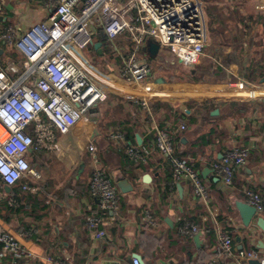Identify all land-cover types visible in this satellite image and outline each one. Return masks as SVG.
<instances>
[{"label": "crops", "instance_id": "crops-1", "mask_svg": "<svg viewBox=\"0 0 264 264\" xmlns=\"http://www.w3.org/2000/svg\"><path fill=\"white\" fill-rule=\"evenodd\" d=\"M259 1L230 0L228 4L246 14L256 12L255 3ZM52 3L53 0H0V36L8 26L21 33L46 20ZM0 49L2 67L10 62L19 67L22 56L1 38ZM225 50L229 52L230 47ZM164 53L173 58L170 65L176 66L175 57L160 48L155 57L149 54L148 57L156 63ZM77 59L96 75L122 84L112 90L89 73L107 91V98L90 112L87 124L77 125L65 136L56 134L58 148L36 150L29 155L30 167L39 178L20 183L32 187L27 192L37 198H22L25 194H20L22 200L16 201L12 187L0 186L4 191L0 193V228L13 234L28 252L42 260L29 264H53L48 257L69 264H136L134 255L144 264H207L217 246L216 225L232 236L237 250H252L264 257V230L256 224L257 218L264 219V213L256 212L245 227L236 207L238 202L246 203V190L264 199L263 80L251 85L241 81L170 83L161 70L153 67L147 82L152 91L145 97L150 106L162 102L170 109L162 108L150 117L136 101L142 86L128 82L120 69L110 74L113 68L108 72L98 67L84 51ZM181 65L179 62L173 72ZM155 70L157 73L153 74ZM229 73L237 77V67L231 66ZM161 78L165 83L160 82ZM90 123L98 133L93 139L88 135ZM180 124L186 128L180 130ZM160 126L171 134L179 156L199 172L208 189L207 205L194 197L186 182H172L175 191L164 193L170 168L155 147V128L162 129ZM116 132L124 137L132 135L133 143L148 148L147 161L129 163L124 146L110 139V134ZM90 144L97 147L104 172L117 186L119 180L129 184L126 192L118 186V210L109 214L107 223L100 227L99 240L93 238L86 226V218L96 213L99 206L88 188L93 171L87 152ZM233 147L247 148L249 156L242 167L235 169L232 185L225 187L213 172L212 163ZM146 175L150 178L148 182L143 181ZM145 211L154 217V228H145L142 221ZM185 223L197 225L199 232L192 237L181 235L179 229ZM223 262L232 263L227 259Z\"/></svg>", "mask_w": 264, "mask_h": 264}, {"label": "built area", "instance_id": "built-area-1", "mask_svg": "<svg viewBox=\"0 0 264 264\" xmlns=\"http://www.w3.org/2000/svg\"><path fill=\"white\" fill-rule=\"evenodd\" d=\"M48 17L23 32L12 26L0 38L22 56L19 67L14 63L0 65V186L17 183L39 175L29 164V155L36 150L58 148L57 135L65 136L79 124H87L90 112L107 98V91L98 85L78 62V55L92 44L99 28L110 42L124 33L130 35L133 52L124 62L123 76L128 82L142 86L136 101L153 117L145 94L152 91L147 82L149 64L138 57L152 38L160 49L170 52L181 64L193 66L201 62L207 44L206 18L202 0H53ZM256 12L264 9V0L255 3ZM0 8V14H1ZM246 84V83H244ZM184 124L179 125L184 130ZM111 141L123 145L125 154L134 163H145L150 150L127 141L123 134H110ZM155 147L171 170L173 184L186 182L200 202H209L208 189L191 163L174 153L173 139L165 128H155ZM92 164L89 193L99 201L96 213L86 218L93 238L101 239V226L108 215L118 210V186L105 174L97 147L87 146ZM249 156L247 148L233 147L212 163L216 177L225 187L233 183L234 171ZM22 190L32 191L28 184ZM246 203L264 213V199L256 192H244ZM144 226L154 228L149 211L142 218ZM197 225L185 223L179 233L192 237ZM217 246L207 264H248L264 257L255 251L237 250L232 236L216 225ZM53 264H69L46 258ZM40 260L28 252L10 232L0 228V264H29ZM138 264V263H136Z\"/></svg>", "mask_w": 264, "mask_h": 264}, {"label": "trees", "instance_id": "trees-1", "mask_svg": "<svg viewBox=\"0 0 264 264\" xmlns=\"http://www.w3.org/2000/svg\"><path fill=\"white\" fill-rule=\"evenodd\" d=\"M202 1L205 4L207 29L214 43L209 58L205 62H199L193 66L182 64L176 72L162 68L160 70L164 78L170 83L181 81L230 84L241 81L251 85L264 81V13L252 11L242 14L238 7L228 4L230 0ZM237 1L248 3L255 0ZM92 41L93 43L85 48L84 54L87 57H92L94 62L109 57V54H113L112 60L120 64V73L123 75L124 62L133 52V43L130 40V35L124 33L117 37L114 42H110L103 30L99 28L94 34ZM94 43H101V54H98L97 50L94 49ZM226 46L230 47L229 52L225 50ZM148 58L151 59L150 57ZM233 65L237 67V77H233L229 73L230 67ZM149 66L151 67L152 65ZM137 103L140 106V101H137ZM162 108L165 110L170 109L165 103L154 102L151 105L152 114L155 116L156 112ZM160 128L164 127L160 126ZM168 134L170 133L168 132ZM125 138L127 141L134 142L132 135L127 134ZM174 153L177 157L186 160L184 157L179 156L175 148ZM124 155L128 162L132 163L125 151ZM186 161L190 163L188 160ZM165 182V194L175 191V185H172L171 170ZM2 192L4 191L0 189V193ZM11 194L16 201L22 200L20 199V194H25L22 198H37L30 195L29 192L23 191L21 183H17L12 187ZM6 208L8 209V207ZM10 210L13 211L14 209ZM15 211L20 210L16 209ZM145 228L151 229L149 226Z\"/></svg>", "mask_w": 264, "mask_h": 264}, {"label": "water", "instance_id": "water-1", "mask_svg": "<svg viewBox=\"0 0 264 264\" xmlns=\"http://www.w3.org/2000/svg\"><path fill=\"white\" fill-rule=\"evenodd\" d=\"M93 47H94L95 50H97V52H98L99 54L101 53V50H100L101 43H94V44H93ZM148 48H149V49H148V54H149L151 57H155V56L157 55V53H158V50H159V46H158V44L152 41V42L150 43V45H149ZM1 54H2V50L0 49V55H1ZM179 62H180V61H179ZM165 81H166V80H165L164 78H161V79H160V82H162V83H165ZM262 82H264V81H262ZM262 103H263V105H264V97L262 98ZM215 112L217 113V110H216ZM92 125H93L92 123L88 124V128L90 129L88 135H89V137H90L91 139H93V138L98 134V133L96 132V130L92 128ZM137 143H138V144L141 143L140 140H139V138H137ZM149 179H150V178H149L147 175L143 177V181H144V182H148ZM128 185H129V184H128L127 181H125V180H119V182H118V186L120 187L121 191H123V192H126V187H127ZM178 186H180V185H178ZM5 188H6V189H9L8 186H5ZM127 188H128V187H127ZM129 188H130V186H129ZM236 207H237L238 211H239L240 214H241V217H242V224H243L245 227H248L249 224H250V222H251V220H252V218H253V216L256 215V210H255V208H253L252 206L248 205L247 203H243V202H238V203L236 204ZM256 224H257V226H258L260 229L264 230V219H263V218H261V217L257 218ZM195 240H196V241L198 240V235L195 236ZM133 258L137 260V263H138V264H144V262L142 261V259H141L138 255H134ZM231 264H235V263H231ZM248 264H259V261H258V260H250V261L248 262Z\"/></svg>", "mask_w": 264, "mask_h": 264}, {"label": "rangeland", "instance_id": "rangeland-1", "mask_svg": "<svg viewBox=\"0 0 264 264\" xmlns=\"http://www.w3.org/2000/svg\"><path fill=\"white\" fill-rule=\"evenodd\" d=\"M203 8H204V13H205V4H203ZM249 8H252V6H250V4H249ZM260 13H264V9L262 11H260ZM205 18H206V16H205ZM152 41H153L152 38H149V37L146 38V42L143 45L142 50L138 53V57L147 61L149 65H152L154 67V69L156 67V70L160 71V69L165 68L166 70H170L173 72V69L177 65H179V62L176 58H174L176 66L170 65V63H169L170 61L174 62L173 58L171 56L165 54V53L160 56V58L156 61V63L153 60L148 58V49H149L148 47ZM213 47H214V43L212 42L210 34L208 32V29H207V45L205 47L204 56L202 58L204 60H201V63L205 62V60H208V57H209ZM108 56L109 57L103 58L102 60H97L96 65L98 67L102 68L103 70L108 71V72L113 68L109 72L110 74H113L114 70L117 71V69H120L121 66H119L120 64L115 63V61L112 60V58L114 56L113 54H109ZM156 70L153 71V74L157 73ZM110 74H108V75H110ZM153 79L155 80L156 78L154 77Z\"/></svg>", "mask_w": 264, "mask_h": 264}, {"label": "bare ground", "instance_id": "bare-ground-1", "mask_svg": "<svg viewBox=\"0 0 264 264\" xmlns=\"http://www.w3.org/2000/svg\"><path fill=\"white\" fill-rule=\"evenodd\" d=\"M78 60V59H77ZM79 63H80V61H79ZM81 65H82V63H80ZM91 75H93L94 76V78L95 79H97L101 84H103V86H105V87H107V88H110V89H114L116 86H117V84H122V83H119L118 81H116V80H110V79H108V78H104V77H101V76H99V75H96L95 74V72H93L91 69H89L88 67H85V65H82ZM124 86H126V85H124ZM130 91H136V90H133V89H131V88H129L128 86H126ZM138 91V90H137ZM147 95H149L150 96V94H148V93H146L145 94V96H147ZM203 98H205V97H203Z\"/></svg>", "mask_w": 264, "mask_h": 264}]
</instances>
